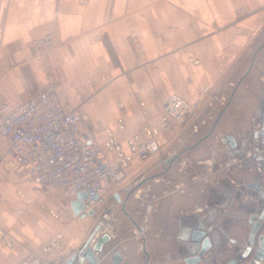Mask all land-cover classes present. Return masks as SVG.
<instances>
[{
  "label": "crops",
  "instance_id": "crops-1",
  "mask_svg": "<svg viewBox=\"0 0 264 264\" xmlns=\"http://www.w3.org/2000/svg\"><path fill=\"white\" fill-rule=\"evenodd\" d=\"M48 33L52 45L38 55L31 42ZM47 84L65 110L88 117L101 146L110 133L126 153L129 137L144 141L143 129L159 125L167 97L201 103L209 90L228 102L213 134L195 147L182 150L210 131L213 122L197 133L189 124L211 112L205 105L160 134L161 152L171 139L182 143L164 174L158 153L133 156L118 187L124 204L105 195L115 204L106 220L101 205L92 217H76V198L24 180L0 136V264H62L97 224L95 241L110 235L93 253L97 264H111L115 251L120 264H188L192 233L201 227L211 246L194 264H226L229 250L244 247L249 215L264 205L249 187L264 184V0H0V102L16 107ZM226 135L234 148L218 141ZM104 154L113 164L114 153ZM136 178L148 182L126 199L123 189ZM151 200L154 211L146 214L140 203Z\"/></svg>",
  "mask_w": 264,
  "mask_h": 264
},
{
  "label": "built area",
  "instance_id": "built-area-1",
  "mask_svg": "<svg viewBox=\"0 0 264 264\" xmlns=\"http://www.w3.org/2000/svg\"><path fill=\"white\" fill-rule=\"evenodd\" d=\"M52 38V34L48 33L33 40L31 46L38 55H43L51 47ZM213 100L217 105L213 101L207 103L211 112L200 122L190 125L193 133L198 132L199 126L212 120L213 112L223 108L227 102L223 96L214 97ZM199 108L200 103L187 102L178 95L167 97L161 107L159 125L143 129L144 141L138 134L129 137L126 140V153L110 133L101 146L95 139L88 117L81 112L65 110L54 86L47 84L16 107L0 102V136L6 140L5 155L18 164L24 180L59 192L65 198L74 199L84 192L83 211L101 205L100 216L106 220L114 211L115 204L108 201L105 195L113 199L120 190L119 185L127 181L126 170L133 156L144 161L159 153L162 145L160 134L171 131L175 124L182 125ZM118 123L123 127L121 119ZM105 151L114 153L113 164L107 163ZM244 155L252 157L253 151L247 149ZM181 166L179 173L185 169V164ZM259 167L257 164V170H260ZM131 180L130 186L137 187L133 193L139 196L141 186L146 182L140 185L142 180ZM179 190L182 191L181 188ZM140 204L146 214L154 211L153 200ZM53 215L58 217V212ZM137 229L136 236L140 237L142 228ZM53 243L54 240L50 241L43 250H50Z\"/></svg>",
  "mask_w": 264,
  "mask_h": 264
},
{
  "label": "water",
  "instance_id": "water-1",
  "mask_svg": "<svg viewBox=\"0 0 264 264\" xmlns=\"http://www.w3.org/2000/svg\"><path fill=\"white\" fill-rule=\"evenodd\" d=\"M226 106L223 107L220 114L218 115L217 119L213 123L210 131L203 137H201L195 144L186 148V150L197 146L201 141L205 140L209 136H211L215 130V127L220 119L221 115L225 111ZM258 135V132H255V137ZM261 135L264 137V131H262ZM220 143L226 144L229 147L234 148L236 146V142L232 136L226 135L219 139ZM185 151V150H184ZM181 153H178L174 156L167 157L164 160V167L163 171L158 173L160 175L164 174L165 172L170 169L173 164L177 161L180 157ZM157 174V175H158ZM155 175V176H157ZM147 179L148 181L151 180ZM143 181L141 184L148 182ZM254 191L258 193V198L264 201V184L253 182L249 184ZM137 187H131L128 185L123 189L126 192V199L130 197V195L135 191ZM119 193V192H118ZM114 194V198L118 203H122L119 197V194ZM85 193L81 192L77 194L76 199L71 201V210L72 214L76 217L85 218V217H92L94 216V211L89 210L87 212L83 211V199H85ZM124 204V203H122ZM123 208V207H122ZM124 210V208L122 209ZM264 222V205L262 209L258 213H253L249 215V219L247 223L249 225L248 235L246 237V241L243 248H233L229 250V258L226 261V264H263L264 262V237L263 235H258L259 230L261 228L262 223ZM136 225V224H135ZM139 228V225H136ZM101 226L99 224L95 225L91 233L87 236L84 243L80 246V248L68 258H66L62 264H97L98 259L94 256V252H102L104 246L110 241V235L107 233H103L100 235L96 241L94 238L100 232ZM191 241L195 243L194 247H190L192 255L188 257L187 263L194 264L196 262L201 261V256L206 253L210 249V241L207 236V230L204 227L193 231ZM109 260L111 264H120L123 261L122 256L118 251H115L109 256Z\"/></svg>",
  "mask_w": 264,
  "mask_h": 264
},
{
  "label": "rangeland",
  "instance_id": "rangeland-1",
  "mask_svg": "<svg viewBox=\"0 0 264 264\" xmlns=\"http://www.w3.org/2000/svg\"><path fill=\"white\" fill-rule=\"evenodd\" d=\"M214 97H216L214 94H212V93H210V91L208 90H206V93L204 94V98L202 99V102L200 103V106H201V104L202 105H205L206 107H207V103H208V101H211V103H212V101L213 102H215L214 100H213V98ZM185 100V99H184ZM227 102H228V99H227ZM227 102H226V104H227ZM226 104H225V106H226ZM224 106V107H225ZM223 109V108H222ZM216 112H218V111H216ZM220 112H221V110L218 112V113H216V114H213V119L212 120H208L207 122H215V120L217 119V117H218V115L220 114ZM204 118V117H203ZM202 118V119H203ZM202 119H200V121L202 120ZM199 121V122H200ZM186 122H188V121H186ZM186 122L185 123H183L182 125H184V124H186ZM206 122V123H207ZM192 123H194V122H192ZM192 123H189L190 125L192 124ZM200 127V126H199ZM168 132H170V131H168ZM171 136V135H170ZM179 139V138H178ZM178 139H171V144L168 146V148L167 149H164V150H162V152L160 151V153H158L159 155L157 156V158L159 159L158 160V162L159 163H162V161H163V159H166L167 157H170V156H174V155H176V154H178L179 152H180V149L181 148H179L180 147V144H182V143H180L179 142V140ZM186 141V140H185ZM195 141V140H194ZM169 142V143H170ZM197 141H195V143H196ZM201 143V142H200ZM189 145H190V143L189 142H183V144H182V150H184V149H186L187 148V146L189 147ZM179 160V159H178ZM177 160V161H178ZM186 163V161H184V160H182V161H180V164H179V168H178V170L179 169H181V164H185ZM174 164H176V162L174 163ZM173 164V165H174ZM164 165V164H163ZM186 165H187V163H186ZM166 165H164V167H165ZM185 167V166H184ZM181 171H184V169H182ZM140 179V178H139ZM140 180H142L143 181V179H140ZM131 185V184H130Z\"/></svg>",
  "mask_w": 264,
  "mask_h": 264
},
{
  "label": "trees",
  "instance_id": "trees-1",
  "mask_svg": "<svg viewBox=\"0 0 264 264\" xmlns=\"http://www.w3.org/2000/svg\"><path fill=\"white\" fill-rule=\"evenodd\" d=\"M217 127V126H216ZM216 127H215V129H216ZM210 137V136H209ZM209 137L208 138H206L205 140H203V141H207L208 139H209ZM202 142V141H201Z\"/></svg>",
  "mask_w": 264,
  "mask_h": 264
}]
</instances>
